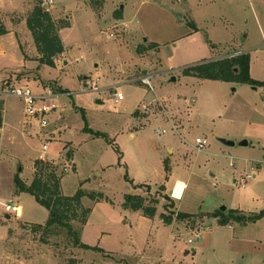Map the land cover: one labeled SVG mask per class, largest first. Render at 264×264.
Here are the masks:
<instances>
[{"label": "rangeland", "instance_id": "374dc122", "mask_svg": "<svg viewBox=\"0 0 264 264\" xmlns=\"http://www.w3.org/2000/svg\"><path fill=\"white\" fill-rule=\"evenodd\" d=\"M37 1L42 0H0V30L11 31L0 32V264H106L100 249L75 245L67 230L36 228L46 225L49 211L30 193L19 192L18 183L33 182L40 159L63 174L62 195L72 197L79 190L86 194L82 207L90 210L87 240L98 246V236L107 232L104 245L119 254L131 249L132 242L138 249L147 246L150 256L162 250V237L154 242V233L126 202L129 195L145 197L147 207L159 212L155 221H161L162 213H171L163 212V205H170L163 197L166 190L160 191L165 181L169 191L176 179L188 182L180 206L185 213L206 216L225 207V214L234 209L252 217L264 211V86L184 75L197 64L249 53L250 76L264 81V0H52L44 7L60 27L65 46L54 67L39 60L27 26ZM118 12L122 19L116 18ZM139 46L153 49L138 54ZM146 76L152 88L143 82ZM97 79L101 91H89ZM7 84L46 96L55 109L40 119L27 117L24 100L9 95ZM116 92L124 100L117 103ZM86 126L103 136L86 131ZM165 128L166 134L156 132ZM198 137L208 141L200 152ZM223 140L235 144L227 146ZM243 141L250 144L241 146ZM168 147L182 148L188 156L169 178L165 161L169 164L174 157ZM248 174L256 177L247 180ZM185 188L178 182L174 196L180 197ZM6 205L16 210L7 212ZM81 212L78 209L79 219L72 221L80 233ZM172 213L175 216L177 208ZM230 217L232 228L218 230L220 244H228L239 231L252 243L239 246L247 255L243 258L225 245L224 251L206 254L204 260L264 264V245H255L264 241V216L256 225L246 219L244 228L237 216ZM119 218L138 231L121 227ZM210 218L204 217L206 226L215 224ZM174 230L177 233V227ZM182 233L178 250L197 249L198 242H189L191 231ZM173 248L171 242L170 253ZM120 257L111 261L117 263ZM138 261L128 258L129 264ZM156 263L148 258L139 264Z\"/></svg>", "mask_w": 264, "mask_h": 264}, {"label": "trees", "instance_id": "16d2710c", "mask_svg": "<svg viewBox=\"0 0 264 264\" xmlns=\"http://www.w3.org/2000/svg\"><path fill=\"white\" fill-rule=\"evenodd\" d=\"M116 18L122 19V14L120 12L116 13ZM26 21L40 55L39 60L42 64L54 67L56 65V59L65 52V46L59 33L60 27L56 24L52 14L43 6V1H37L33 9L29 12ZM62 27H69V24H64ZM193 27L195 26L193 25ZM0 32L5 34L7 31L5 28H2ZM152 46L153 48L156 47L155 44ZM153 48L139 46L137 53L144 54ZM184 75L196 76L203 79L247 83L254 87L264 86V81H256L250 76L249 53L230 55L225 58L197 64L185 69ZM64 92V90L60 91V93ZM3 112L4 102L0 101V129L3 126ZM137 114L138 112L135 113V115ZM85 130L93 133L97 137L103 136L102 133L95 132L89 129L88 126L85 127ZM57 168L58 166L53 165L50 161H45L43 159L38 160L35 163V177L33 182L28 186L19 182L18 190L19 192H27L33 195L35 199L49 211V219L46 225L44 227L38 225L36 227L38 230L44 229L45 232H48L51 229H65L69 235L75 237V245L85 250L92 249V247L81 242V233L80 231H76L72 224L73 220L79 219L77 213L78 209L82 211L81 223L83 226L86 225L88 221L90 210L89 208L85 209L82 207V199L86 194L84 191L79 190L76 195L72 197L62 195L60 183L63 174L57 175ZM165 168L168 169V161H165ZM91 198H96V196L92 194ZM156 203L158 204V201ZM126 204L133 211H141L143 215L148 218H154L157 211L154 207H147L145 197L140 195H129ZM164 209L166 212L169 211L171 213L162 214V218L164 222L171 223L172 219L175 217L172 213L175 211L174 209H176L175 204L172 202L170 205H165ZM229 212V216H226L222 211H217L215 214L211 215L206 214V216L178 213L176 219L177 221L185 222L187 227L193 229L198 226L203 227L204 217L218 218L219 224L225 226L230 222V216H237V218L245 224H247L246 219L248 222H257L264 216V211L252 217L239 215L238 211L234 209Z\"/></svg>", "mask_w": 264, "mask_h": 264}, {"label": "crops", "instance_id": "0c3cea01", "mask_svg": "<svg viewBox=\"0 0 264 264\" xmlns=\"http://www.w3.org/2000/svg\"><path fill=\"white\" fill-rule=\"evenodd\" d=\"M5 30L7 31L6 33L11 32L7 28H5ZM16 35L18 38L17 32H16ZM236 54H241V53H232V54H229L227 56L236 55ZM262 129H263L262 132L264 134V128H262ZM132 135L135 136V134L131 133V136ZM198 138H200V137H198ZM249 144L250 143H248V145ZM170 150L173 151L172 157H174V158L173 159L170 158L171 162L168 164V169H166V172L168 173L167 178H169V174L172 176L174 175V172H175L177 166H180L181 161H183V164L185 165L187 163L186 161H187V157H188L187 155H185L182 148H178L176 150L175 147H168V151H170ZM175 156H176V158H175ZM253 169L254 168H252V170ZM253 177H256V175L254 174ZM165 182L163 184H166V186H165L166 192L163 194V197L165 199L166 198L170 199V203L173 202L174 204H176L175 207L177 208V214L178 213H185V212L181 211L180 206H181V203L183 202V200L185 198V195H186V192L188 189V182H186L185 180H182V179H176L174 184L172 185L171 191H169V185H168L169 182L168 181H165ZM178 182L184 183L186 188L184 189L183 194L180 197H175L174 192H175V189H176ZM109 202L111 205L115 204L112 200H109ZM159 204H160V202H159ZM165 205H163V206L165 207ZM226 211H228L227 208H226L224 213H226ZM135 212L140 214V218L142 220L141 222H143L145 224L147 231L151 234L154 233V235H155L153 238L154 242H155V239H158L160 236L162 237L163 248L161 251L154 254V256H150V255L146 254V252L148 251L147 246L144 249L143 248L138 249V246L136 245V243L132 242L135 240L133 235L131 236V238H132L131 242L132 243L131 244L129 243L131 245L130 246L131 249H127L126 252H121V254H119L117 251L110 250V248H108L107 246L104 245V238L107 237L106 236L107 232H103L102 235L100 234V236H98L97 243H98V246H99V244H101V247L99 248L97 245L95 246L94 244H92V242H90V240H87V238L85 236V227L87 224L90 223L89 219H88L86 225H84L82 228L81 242L85 245H88L89 247H92V249H90V250H93V248L94 249H100L101 250L100 253L103 255V258H105L104 262L106 264H129L128 258L133 257V256L139 257V261L135 264H139L142 260H145L148 258L155 259L157 261L156 264H180V262L182 263L186 260H188V264H205V263L208 264V262H206L204 260L206 258V254L207 255H209V254L215 255V252H217L218 250L221 251V249H222V251H224L225 245H228L227 249H229V251L236 249L235 251H232V252L243 257V254L247 255V252H243V251L239 250L240 249L239 246H249L250 244H252L247 238H242L243 234L238 231L235 234L232 233V237L230 238L228 244H224L223 246H221L220 240H219L220 232L218 230H221V229L225 228L226 226H228L230 228L231 223L229 222L227 225L222 226L219 224L218 218L212 217L215 220V224H217V225H215L213 223V224L206 226L205 225L206 221L204 220V225H202V226L204 227L205 232L203 234L202 240L200 242H198L197 249H193V250H191V252L185 250V253H182L183 250H181V249L178 250L176 243H177V239L180 240L182 238V235H183L182 231H187L189 233L191 231V228L187 227L185 222L177 221L176 217H174L172 219L171 223H166V222H164V220L162 218V214H163L162 213L160 215V218H161L160 220L162 221V223L164 222L163 223L164 225H163L161 223V221H158V222L155 221L157 219V217H159L158 216L159 212H157V211H156L154 218H148V217L144 216L141 211H135ZM163 212H166L165 209ZM238 213H239V211H238ZM228 215H229V213L226 214V216H228ZM212 218H210V219H212ZM207 219H208V217H207ZM256 223H258V222H254L255 225H256ZM118 224L121 227H127L129 230H132L134 233H136V231H138V228L134 227V225L131 222L129 223V221L126 219L119 218ZM243 224H244V226L242 225V228H244L245 226L246 227L248 226V224H245V223H243ZM174 227H177V233L174 230ZM210 232H212L211 237H208L210 235ZM148 241H149V239H148ZM171 242L174 244V248H173L172 253H170V251H169ZM255 245L262 246V245H264V241L258 240V241H256ZM255 247L256 246H254L253 248H255ZM245 249H247V248H245ZM255 252H252V253L254 254ZM109 253H111V254H109ZM152 253H153V251H152ZM259 253H261V251ZM113 255H115V256L120 255L121 256L120 260H118L119 262L116 263V262L111 261V258L115 257V256L113 257ZM179 257L183 258V260L180 261ZM106 258H108V259H106ZM88 264H92V262H90ZM228 264H230V263H228ZM232 264H235L234 261H232ZM237 264H241V263H237Z\"/></svg>", "mask_w": 264, "mask_h": 264}, {"label": "built area", "instance_id": "2783aa9c", "mask_svg": "<svg viewBox=\"0 0 264 264\" xmlns=\"http://www.w3.org/2000/svg\"><path fill=\"white\" fill-rule=\"evenodd\" d=\"M52 4H53L52 0L43 1V6L52 5ZM150 80L151 79L148 76L143 78V82L147 86L152 88ZM98 81H99V79H97L96 81H93L92 85H91V89H88V90L89 91H93V92H100L101 90H100V88L98 86ZM6 87L10 88L9 95L16 96V97L22 98L24 100V103H25V114H26L27 117H30V118L37 117V118L40 119V118L44 117V113L51 112V110L55 109L54 105L51 107L48 104V102L46 101V98H47L46 96H44V95L36 96V95H34L32 93V91L29 88H16V87L11 88L10 84H7ZM86 90H87V88L83 89V91H86ZM3 93H5V92H3ZM1 95L2 94L0 93V96ZM114 96L116 98V102L117 103L122 101V100H124V95L121 92H116L114 94ZM42 100L45 101V104L43 106L39 105V103H41ZM145 109H147V108L145 107ZM41 126L42 127H46L47 126V122L45 120H42ZM171 126H172L173 130H176V126L174 125V123H171ZM156 132L158 134H166L168 132V129H166V128L165 129H156ZM207 145H208V141L206 139H203V138H197L196 139V149H197V151L200 152V151L205 150V147ZM43 150L44 151H48V145H44L43 146ZM252 177H253V175L248 174L246 176V179L248 180V179H251ZM245 185H246V183H243L242 187H245ZM5 209H6L7 212H13L14 210H16V207L14 205H6ZM204 232H205V230L201 226H198L196 228L191 229V233H190L191 236H190L189 242L190 243H193L195 241L196 242H200L202 240Z\"/></svg>", "mask_w": 264, "mask_h": 264}, {"label": "water", "instance_id": "95a60500", "mask_svg": "<svg viewBox=\"0 0 264 264\" xmlns=\"http://www.w3.org/2000/svg\"><path fill=\"white\" fill-rule=\"evenodd\" d=\"M146 73H147V71H144V74H146ZM173 81H175V79H173ZM222 142L225 143V144L228 145V146H234V144H235L234 142L226 141V140H223ZM240 145H241V146H247V145H248V142H247V141H243V142L240 143ZM164 190H166V188H165V186H162L161 189H160V191H164ZM221 210H222V211H225L226 208L223 207ZM7 218H10V216L7 215Z\"/></svg>", "mask_w": 264, "mask_h": 264}]
</instances>
